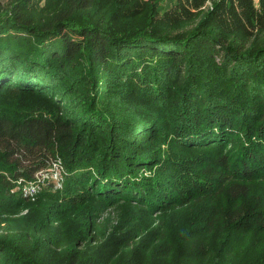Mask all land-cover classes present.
I'll use <instances>...</instances> for the list:
<instances>
[{
	"label": "trees",
	"instance_id": "trees-1",
	"mask_svg": "<svg viewBox=\"0 0 264 264\" xmlns=\"http://www.w3.org/2000/svg\"><path fill=\"white\" fill-rule=\"evenodd\" d=\"M162 1L0 0V264H224L241 229L262 251L234 262L264 264V25L241 31L225 0L175 22ZM189 150L212 154L168 155ZM56 161L23 221L21 185ZM128 202L144 230L96 229Z\"/></svg>",
	"mask_w": 264,
	"mask_h": 264
},
{
	"label": "rangeland",
	"instance_id": "rangeland-1",
	"mask_svg": "<svg viewBox=\"0 0 264 264\" xmlns=\"http://www.w3.org/2000/svg\"><path fill=\"white\" fill-rule=\"evenodd\" d=\"M218 1L221 2L222 0H163L162 4L164 5L165 9L168 8V12L166 16L169 18L168 13H173L175 17H179L175 20V22L183 23L187 20H192L195 16L203 11L206 12L207 10L211 9L213 4ZM227 3H232V8L226 9L223 8L222 15L228 18V15L233 14V17H244V27L241 28V31L251 30L252 27H260L264 25V0H225ZM225 4V3H224ZM247 5H252L253 10L252 14L249 15L248 13L250 10L247 9ZM226 6V5H225ZM230 17L229 19H231ZM172 19V17H170ZM172 24L174 23L173 20H170ZM253 25V26H251ZM264 27V26H263ZM188 149H193L188 147ZM208 154H212L208 150H189L187 152H178V153H170L173 159H176L177 163L179 159H184L188 156H194L196 160L203 159L204 156ZM183 168L189 167L193 173L197 172L199 166H193L190 163H184L181 165ZM64 175V169L61 164L56 161L51 164L50 167L46 168L45 171H39L35 173V180L29 182L28 184L21 185L22 190L32 192L31 198L28 200L29 205L26 209H24L21 213H18V216L23 215L25 218L23 221L32 222L39 219L40 214V206L37 200V196L34 194H38V190H43L46 186H51L54 190L61 188V181ZM183 176L182 173L178 174L176 177V189L181 193H185V191H191V188L188 187V180ZM224 200V199H223ZM132 204H122L121 207H114L108 206L105 209L101 208L96 213V229L103 230L106 229L107 231L112 230L113 226H117V221L123 219L125 222L123 223H130L139 225L141 223V228L137 231V234L144 230V226L146 225V219L144 218V214L140 207L133 202H128ZM223 207H225L224 202ZM63 204V202H62ZM65 213L68 214V208L65 209ZM148 218V217H147ZM66 219L61 225L59 226L58 237L61 242H67L69 238V234L67 233V225L73 223L76 225L75 218L71 221ZM67 223V224H66ZM110 228V229H109ZM56 232L58 230H55ZM260 235V234H259ZM258 233L253 231L245 232V230H235L231 236L226 237L224 233L220 235V238L217 239V246L216 248L219 249L222 257L227 261L224 264H236L234 261L241 258L243 262H246L250 259H254L255 256L259 255L262 249L259 247L261 245L260 238L256 240ZM261 236V235H260ZM263 236V235H262ZM255 239V241L253 240ZM228 243V244H227ZM258 249V250H257ZM233 262V263H232Z\"/></svg>",
	"mask_w": 264,
	"mask_h": 264
},
{
	"label": "built area",
	"instance_id": "built-area-1",
	"mask_svg": "<svg viewBox=\"0 0 264 264\" xmlns=\"http://www.w3.org/2000/svg\"><path fill=\"white\" fill-rule=\"evenodd\" d=\"M28 192V191H27ZM31 193V192H30Z\"/></svg>",
	"mask_w": 264,
	"mask_h": 264
}]
</instances>
